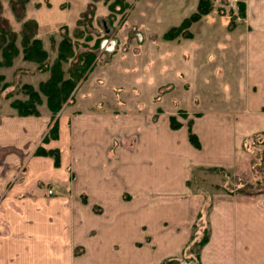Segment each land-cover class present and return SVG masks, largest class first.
Returning a JSON list of instances; mask_svg holds the SVG:
<instances>
[{
	"label": "crops",
	"instance_id": "1",
	"mask_svg": "<svg viewBox=\"0 0 264 264\" xmlns=\"http://www.w3.org/2000/svg\"><path fill=\"white\" fill-rule=\"evenodd\" d=\"M244 3L222 42L241 59L228 104L176 129L147 111L99 108L100 94L81 88L54 118L46 105L33 115L0 106V264L180 259L199 214L208 233L197 264H264V186L243 189L264 183V0ZM22 59L13 66L33 63Z\"/></svg>",
	"mask_w": 264,
	"mask_h": 264
},
{
	"label": "rangeland",
	"instance_id": "2",
	"mask_svg": "<svg viewBox=\"0 0 264 264\" xmlns=\"http://www.w3.org/2000/svg\"><path fill=\"white\" fill-rule=\"evenodd\" d=\"M244 9V0H26L16 9L11 0H0V18L7 28V33L0 32V50L6 45L17 49L7 61L1 50L0 68L6 70L0 72V92L6 91L0 95L1 112L18 113L14 103L29 102L28 86L38 95L30 109L39 114L40 107H48L39 86L50 77L59 43L65 37L71 39L75 53L92 52L95 58L63 103L74 99V92L81 88L93 91L94 98L100 94L99 108L147 111L150 120L164 116L170 127L176 123L172 129L182 120L190 122L195 112L221 110L232 96L229 79L241 63L239 55L222 42L228 40V30L241 21ZM217 19L224 25L223 31L219 23L207 25ZM24 22L31 24L28 28L34 29L33 38L46 53L41 62L24 58ZM206 44L213 47L207 54ZM20 54L33 63L13 66ZM69 64V59L61 63L64 77ZM134 88L141 89V95L134 93ZM136 101L142 102L143 108ZM200 174L197 172L196 182L191 180L194 184L200 185ZM248 185L243 187L246 192L263 188L264 183ZM5 221L0 218L1 234L7 233ZM206 233L199 214L179 264H197L196 251L202 246L198 243Z\"/></svg>",
	"mask_w": 264,
	"mask_h": 264
},
{
	"label": "trees",
	"instance_id": "3",
	"mask_svg": "<svg viewBox=\"0 0 264 264\" xmlns=\"http://www.w3.org/2000/svg\"><path fill=\"white\" fill-rule=\"evenodd\" d=\"M12 2V8L16 9V5H20L22 7L26 0H11ZM4 19L0 18V32L4 34V32L7 33V28L5 23H3ZM31 23V21H29ZM29 25L26 22H24L22 33H21V41L23 46V52H24V58L33 60L36 62H41L44 58L46 53L44 52V49L42 48L40 42L33 38L34 29L28 28ZM28 28V29H27ZM27 30V32H25ZM0 34V36L2 35ZM3 37V35H2ZM4 39V38H3ZM9 45H6L4 47H1L3 58L7 60H10L11 56L15 55L17 53V49L14 48H8ZM11 53V55H10ZM95 58V54L92 52H82V53H75L72 48L71 39H68V37L63 38L59 43L58 48V54L56 57L55 62L50 67V77L40 84L41 91L46 95L47 98V105L48 108L51 111L52 118L55 117L57 112L60 110L62 103L69 97L72 89L74 88L76 82L83 77V74L87 70V67L92 63V61ZM69 59V67L67 69L68 76L64 77L63 71L61 69V63L62 61H67ZM45 68V66H44ZM28 93H29V102L27 104L24 103H14V107H18V113L20 115H25L27 113H33L38 114V112L33 108L35 106V102H32L33 98H35L37 93L33 91V88L31 86H28ZM19 105H25L28 107L21 108ZM179 125V124H178ZM171 127L175 128L177 127L176 123H172ZM190 130V129H189ZM56 133V121L53 123V126L49 130V135H55ZM189 139L191 143L195 147H199V142L195 136V134L190 130L189 131ZM254 168L256 171L257 168L259 169L258 163L254 162ZM243 191V190H242ZM207 238V233L201 239L198 243V247H200ZM199 257V249L196 251V259L198 260ZM180 259L177 257L167 258L163 261H161L158 264H179Z\"/></svg>",
	"mask_w": 264,
	"mask_h": 264
},
{
	"label": "built area",
	"instance_id": "4",
	"mask_svg": "<svg viewBox=\"0 0 264 264\" xmlns=\"http://www.w3.org/2000/svg\"><path fill=\"white\" fill-rule=\"evenodd\" d=\"M53 192V190L50 188V189H48V193H52Z\"/></svg>",
	"mask_w": 264,
	"mask_h": 264
}]
</instances>
